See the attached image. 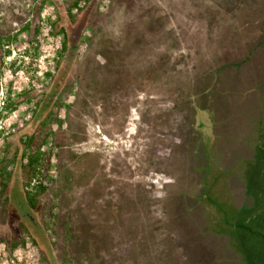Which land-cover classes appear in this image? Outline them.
<instances>
[{"label": "rangeland", "instance_id": "1", "mask_svg": "<svg viewBox=\"0 0 264 264\" xmlns=\"http://www.w3.org/2000/svg\"><path fill=\"white\" fill-rule=\"evenodd\" d=\"M218 1L0 0V82L5 88L16 77L25 99L8 121L18 128L40 102L42 128L23 145L20 174L4 177L0 159V241L10 246L8 255L0 249V264H215L216 256V264L240 263L230 251L235 239L219 232L221 214L201 198L199 141L212 133L204 96L192 95L202 73L242 56L247 39L263 45L264 0ZM46 86V96H30ZM259 92L236 96L253 109L247 116L243 105L236 127L222 131V152L250 156L251 147L230 141L244 131L264 147ZM190 140L198 141L195 172L186 164ZM249 168L236 167L218 188L230 214L252 203ZM17 177L22 186L2 187ZM13 189L34 225L11 218L20 213Z\"/></svg>", "mask_w": 264, "mask_h": 264}, {"label": "trees", "instance_id": "2", "mask_svg": "<svg viewBox=\"0 0 264 264\" xmlns=\"http://www.w3.org/2000/svg\"><path fill=\"white\" fill-rule=\"evenodd\" d=\"M218 4L212 2L210 5L214 7L215 11L226 9V6ZM262 38L264 39V35ZM248 42L249 39H247V43L242 44L244 51H242V56H239L240 58L224 62L207 74L202 73L194 84L199 89L194 88L196 92L192 96H204L205 102L202 104L201 111L208 116L212 133L209 143H201L200 138L198 139L199 144L204 148L201 152L205 158V162L202 163L204 165L200 170L203 177L201 179L203 186L201 198L204 202L213 204L221 214L218 221L222 228L219 232L222 233V236L230 232L232 239H235L236 243L232 245L230 251L234 252V257L238 258L239 264H264V147L256 145L258 134L249 136V132L244 131V134H236L230 141L233 146L247 145L251 147L253 153L250 156L244 152L232 150L233 147L231 153L228 150L222 152L223 149H218L220 143L227 142L226 135L222 131L236 127L235 117L244 111L243 105H247V116L252 112V105L249 102L243 104V100L236 99V96H243L246 93L258 96V92L264 90V63L261 62L264 55H258L252 62L258 52L263 49L264 41L261 43L262 46L258 44L252 47L248 46ZM253 66L258 69L256 73L253 71L255 69ZM240 85H243V88ZM260 100L257 99V104L262 103ZM251 120L253 119H249V121ZM224 122L226 124L223 126ZM245 126L247 129V124ZM218 131L220 135L217 133ZM198 141L190 140L189 155L191 159L186 161V164L192 167L191 170L194 172L198 169L196 168L198 167L197 161L194 158L198 152ZM230 160V165H227ZM246 163L250 165L249 170L251 169L245 178V184L248 187L246 193L248 198L252 199V203L246 208L245 213L238 212L233 215V213H229L222 203V199L219 198V195L224 196V194L223 190L219 191L218 188L222 181L226 180L229 175H233L236 167ZM262 167V173L259 174ZM253 181L260 184V188H251ZM219 232L215 235H218ZM227 242L224 248L229 250L230 243ZM215 258L217 259L214 260L215 264L221 263L218 256Z\"/></svg>", "mask_w": 264, "mask_h": 264}, {"label": "flooded vegetation", "instance_id": "3", "mask_svg": "<svg viewBox=\"0 0 264 264\" xmlns=\"http://www.w3.org/2000/svg\"><path fill=\"white\" fill-rule=\"evenodd\" d=\"M28 5L31 6L33 4H28ZM28 19H29V16L27 17L26 20L23 19L22 22L24 23ZM34 61H36V59H33L32 63H31V67H27V68H33L34 69ZM20 70H22V67L18 68L16 66L15 68H13V73L16 75L17 73L20 72ZM23 73H24V71H22L21 74L24 75ZM15 78L16 77H13L11 82L8 83L5 86V88L3 87V85L0 82V92L2 94V101L0 102V104H1L0 105V120L1 121L4 120V122L7 121L9 118H12L13 113L18 112V111H16V108H18L19 104L25 101L24 97H19V95L24 93V87L20 88V89L17 88L16 83H15ZM54 85L56 87V84H54ZM50 86H51V83L48 84V88L46 86L45 88L34 89L31 91L30 96H32L34 98H37V97L40 98V97L46 96L48 92H47V90L45 91V89L46 88L49 89ZM15 89H17L16 92L14 91ZM49 100H50V102L48 101L49 103L44 104L46 107L51 105L50 103L53 102L54 98H50ZM40 104L41 103L39 102V104L36 105V109H37L36 112L37 113L40 111ZM37 113H35V111H34V113L30 116V118L27 120V122L26 123L21 122V125L19 127H18V125L17 126L15 125L16 127H18L16 129L14 128V125L10 126V124H14V123H11L8 121L7 124L9 127L7 126V124H4V126L2 127L3 128L2 132H0V139H2L3 137L5 138V140H4L5 146L3 147V154H5V155L3 156V160H4V162H5V160H10L9 158H7L5 156H6V154H8V152L10 154L13 153L15 156L13 157V161L11 162V164H12L11 168H12V170H16L17 173H19L20 169L22 168L21 162H22L23 158L20 159V157L24 152L23 145L29 140H31L30 142L33 143L34 139H36L35 138L36 132L38 133L37 135L39 136L41 131H42L41 125H39V123L41 122L40 112H39V114H37ZM33 123H34V125H33ZM30 124L33 125V135H32L33 137L32 136H29V137L25 136L26 135L25 129L27 127H30ZM65 126H66V124H65ZM2 165H3L2 168L7 167V166H4L5 165L4 163H2ZM22 181H23V178L21 179L18 177L15 179H7L4 182V184H2V187L6 189V187H9V186H13V188L15 185L16 186H20V185L22 186ZM19 183H21V184H19ZM37 184H38V181H36L34 179L32 182L31 181L29 182V185H33L34 187ZM0 191H2V189H0ZM12 198L15 200H13ZM9 200L12 202H15V204H16L15 207L18 208V210L20 209L19 211L21 213V215H20V213H17L14 210L11 218H16V219H19V218L25 219L26 218L30 222V224L34 225V218L31 216H28V214L25 211H22V206H21L22 203L18 199L17 190L13 189L12 194L9 195ZM4 203L5 202H1V205H0V225H3V222L1 221V219H2L3 214H5V212L2 211L1 208L2 209L4 208ZM7 206H9V205L7 204ZM9 247L10 246H9L8 240L6 238H4V241H0V249H3L7 255L10 253Z\"/></svg>", "mask_w": 264, "mask_h": 264}, {"label": "crops", "instance_id": "4", "mask_svg": "<svg viewBox=\"0 0 264 264\" xmlns=\"http://www.w3.org/2000/svg\"><path fill=\"white\" fill-rule=\"evenodd\" d=\"M5 139H0V141H1V147H0V152H1V156H0V159H2V162L5 164L4 166H7V167H5L7 170H4V173H3V176L4 177H9V175H7L8 174V170L10 169V171L12 172V164H11V162L13 161V157L15 156L13 153L12 154H10L9 152H8V154H6V156L5 157H7V158H9L10 160H5V162H4V160H3V158H2V156H4L5 154H3V147L5 146V141H4ZM7 141V140H6ZM1 162V163H2ZM7 164V165H6ZM3 169H4V167L2 168V171H3ZM10 172V173H11Z\"/></svg>", "mask_w": 264, "mask_h": 264}, {"label": "built area", "instance_id": "5", "mask_svg": "<svg viewBox=\"0 0 264 264\" xmlns=\"http://www.w3.org/2000/svg\"><path fill=\"white\" fill-rule=\"evenodd\" d=\"M0 95H1V98H2V94H1V92H0ZM0 98V99H1ZM1 102V101H0ZM1 105V104H0ZM7 123H8V120H7ZM7 123H5V124H7ZM4 126V123H2V121L0 120V132H2V127ZM7 126H8V124H7ZM9 127V126H8ZM13 130V129H12Z\"/></svg>", "mask_w": 264, "mask_h": 264}]
</instances>
